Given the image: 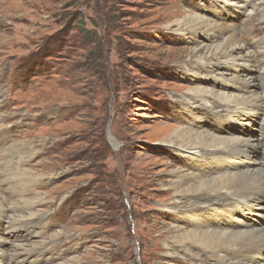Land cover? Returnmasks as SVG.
<instances>
[{
	"label": "rangeland",
	"instance_id": "1",
	"mask_svg": "<svg viewBox=\"0 0 264 264\" xmlns=\"http://www.w3.org/2000/svg\"><path fill=\"white\" fill-rule=\"evenodd\" d=\"M218 1L0 0V200L4 181L19 177L24 200L41 202V225L27 238L29 249L45 246L39 261L208 264L167 254L181 238L206 242L189 219L167 208L175 203L177 171L191 170L201 157L168 141L184 129L233 141L251 135L254 142L264 120L239 113L221 124L194 100L218 92L221 82L196 63L225 42L212 41L204 24L233 31L263 56V9L243 31L248 9L222 12ZM255 3L264 8V0ZM248 74L256 85L261 70L243 67L238 75ZM248 157L264 161L261 150ZM199 188L193 182L180 190ZM253 210L236 215L244 231L264 228V201ZM0 227L5 264L1 254L19 233L8 238L6 223Z\"/></svg>",
	"mask_w": 264,
	"mask_h": 264
},
{
	"label": "bare ground",
	"instance_id": "2",
	"mask_svg": "<svg viewBox=\"0 0 264 264\" xmlns=\"http://www.w3.org/2000/svg\"><path fill=\"white\" fill-rule=\"evenodd\" d=\"M222 1V12L230 7H233V11L243 9L246 12L248 9V24L243 26V31L253 29L249 18L254 15L255 10L263 9L264 12V8L255 3L257 0ZM228 13L231 14L230 11ZM200 24L197 23L196 26ZM203 26L204 32L210 33L212 41L225 42L206 51L196 63L200 66L201 73L213 76L217 74L221 82L218 84V92L206 91L197 95L194 100L199 106H206L214 111L221 124L236 120L239 113L246 116L264 114V50L262 58H258L251 47L239 43V38L233 31H225L217 25ZM222 64H226L229 69L226 70L224 66L223 71H218ZM241 67H256L261 70L257 78L258 83L254 85L258 90L252 86L255 81L253 75L248 74L244 78L238 75L242 71ZM230 70L232 72H229ZM239 106L242 109H239ZM192 108H195V104H192ZM2 121L0 116V122ZM258 128L259 135L254 142L250 140L251 135L248 139L233 141L212 135L200 138L190 130L184 129L176 132L168 141L175 149H185L186 152H193L201 157V163H194L191 170L177 171L175 180L171 183L175 189V203L167 208L179 218L189 219L194 230L198 235L204 236L206 242L201 245L189 243L187 237L181 238L176 246H167V254L180 252L192 259L204 258L208 264L264 263V228H258L254 232L244 231L243 227L240 228V221H237L236 216L245 215L244 212L254 213L253 208L264 201V161L254 164L248 157V154H254L257 150L264 154V120ZM4 162L12 164L11 154L8 153ZM211 168H216V171ZM204 171H212V175L209 174L212 178L206 176ZM193 182H197L200 188L180 190L182 186L192 185ZM4 185L7 195L0 200V224L6 223L4 234L8 238L19 233L15 238L17 243L11 246L12 249L1 254L5 255L4 263L44 264L38 260V256L45 250V246L38 250L27 248V238L42 222L43 214L36 213L41 202L31 203L24 200L23 197L28 192L24 179L14 177L5 180ZM20 188L23 189L19 190ZM4 203L9 211L4 208ZM222 223L226 226L221 227ZM21 230L26 234L20 233ZM37 236L38 234L33 237ZM210 238L214 239V242H210ZM199 250L201 255L198 254ZM51 263H54L53 259L50 260L49 264Z\"/></svg>",
	"mask_w": 264,
	"mask_h": 264
}]
</instances>
